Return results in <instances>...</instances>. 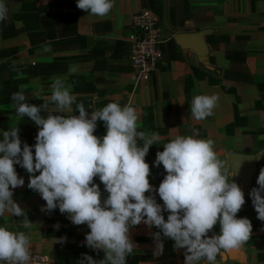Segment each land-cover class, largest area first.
<instances>
[{
  "label": "crops",
  "instance_id": "1",
  "mask_svg": "<svg viewBox=\"0 0 264 264\" xmlns=\"http://www.w3.org/2000/svg\"><path fill=\"white\" fill-rule=\"evenodd\" d=\"M4 2L9 12L0 22V139L3 131L17 126L22 144H35L38 127L28 117H18L8 97L15 87L23 89L27 102L39 106L43 100L37 96L50 95V85L59 77L72 85L76 103L83 102L86 110L90 111L93 100L95 108L109 102L131 105L138 114L137 130L160 134L159 144L150 146L145 157L154 188L158 189L166 175L162 164H154L156 153L176 136L198 133L195 138L213 141L229 181L226 152L264 150V0H113L112 9L103 18L79 9L77 0ZM141 9H149L157 17L163 38L162 62L147 80L132 73L128 57L131 21ZM203 29L212 31L204 36V56L182 49L173 40L175 33ZM70 66L76 71L69 72ZM213 94L219 99L212 114L195 120L190 111L192 98ZM73 109L64 115H78L75 104ZM105 133L103 121H98L94 135ZM14 167L25 184L13 190V199L25 209L31 224L25 228L24 217L5 213L0 226L25 232L30 252L47 255L49 264H77L82 253L102 259L103 252L84 244L85 234L90 232L87 225H73L59 208L51 214L42 212L46 202L27 187L29 174L19 165ZM262 167L264 152L251 185L244 189L245 198L258 187ZM94 182L106 197L99 177ZM156 200L163 204L158 193ZM240 211L244 213L237 218L251 221L252 235L234 251L221 250L215 264H264V221L257 219L253 204ZM167 215L165 212V219ZM56 224L59 230L53 227ZM156 231L143 223L130 229L136 247L127 264H184V250H174V241L167 238L163 253L154 255L151 234ZM61 237H66L63 244L58 243Z\"/></svg>",
  "mask_w": 264,
  "mask_h": 264
},
{
  "label": "clouds",
  "instance_id": "2",
  "mask_svg": "<svg viewBox=\"0 0 264 264\" xmlns=\"http://www.w3.org/2000/svg\"><path fill=\"white\" fill-rule=\"evenodd\" d=\"M77 7L103 18L112 9L113 0H77ZM8 12V6L0 0V22L8 18ZM75 71L74 66L69 67V72ZM50 88V95L37 96L43 100L39 106L27 102L23 89L11 94L16 115L28 117L39 130L31 146L26 142L22 145L17 126L2 132L0 217L5 213L24 217V227H30L25 209L13 199V190L25 184L14 167L19 165L29 174L27 187L46 202L42 212L51 214L59 208L73 225L86 224L90 229L84 244L103 252V258L96 260L82 253L77 264H127L136 247L130 229L141 223L158 229L151 234L154 255L163 253L167 238L174 241V250H184V264H215L221 250L238 249L250 239L251 221L237 218L246 202L244 192L232 179L235 172L231 171L229 181L213 141L197 139L198 133H194L165 143L154 161L166 172L157 189L149 181L150 165L145 157L150 146L159 144L160 134L137 130L134 107L109 102L95 108L93 100L89 111L83 102L76 103L72 85L64 79L55 78ZM218 99L215 94L194 96L190 103L193 118L200 121L210 116ZM73 104L78 115H64L74 111ZM98 121H103L106 128L102 137L94 135ZM236 167H240L239 161ZM95 177L104 185L106 197H102ZM256 183L258 187H253L249 195L257 219L264 221V167ZM157 193L163 204L157 203ZM217 224L219 234L212 231ZM53 227L59 230L60 225ZM65 242L66 237L58 240ZM30 246L25 232L0 226V261L28 264Z\"/></svg>",
  "mask_w": 264,
  "mask_h": 264
},
{
  "label": "built area",
  "instance_id": "3",
  "mask_svg": "<svg viewBox=\"0 0 264 264\" xmlns=\"http://www.w3.org/2000/svg\"><path fill=\"white\" fill-rule=\"evenodd\" d=\"M131 27L128 57L132 73L139 79L147 80L163 59L161 27L157 17L149 9L138 11L132 18ZM49 262L47 255L30 252L28 264H49ZM0 263L5 264L2 261Z\"/></svg>",
  "mask_w": 264,
  "mask_h": 264
},
{
  "label": "water",
  "instance_id": "4",
  "mask_svg": "<svg viewBox=\"0 0 264 264\" xmlns=\"http://www.w3.org/2000/svg\"><path fill=\"white\" fill-rule=\"evenodd\" d=\"M211 29H203L197 32H182L173 34V40L182 49H191L199 56H204L206 53V45L204 36L211 33ZM264 150L256 153H239L226 152L225 157L230 171L236 174L232 179L239 185L244 192V189L252 183V178L256 172L257 164L262 158ZM237 161L240 162V167H236ZM236 249L230 250L234 251Z\"/></svg>",
  "mask_w": 264,
  "mask_h": 264
},
{
  "label": "trees",
  "instance_id": "5",
  "mask_svg": "<svg viewBox=\"0 0 264 264\" xmlns=\"http://www.w3.org/2000/svg\"><path fill=\"white\" fill-rule=\"evenodd\" d=\"M15 90H14V92H16L17 90H16V87L14 88ZM10 97H11V95L8 97L9 99H10ZM4 98V97H3ZM6 99H7V97H6ZM30 146H31V144L30 143H28ZM23 145V144H22ZM245 204L244 205H252V201H251V198H248V197H246L245 198ZM243 205V206H244ZM244 213V211H239L238 213H237V217H239L241 214H243ZM0 222H1V217H0ZM220 230V228H219V224H217L216 226H214V229L212 230V231H219Z\"/></svg>",
  "mask_w": 264,
  "mask_h": 264
}]
</instances>
